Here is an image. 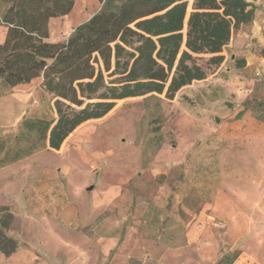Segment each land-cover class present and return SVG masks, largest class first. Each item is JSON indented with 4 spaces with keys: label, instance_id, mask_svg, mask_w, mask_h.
Masks as SVG:
<instances>
[{
    "label": "rangeland",
    "instance_id": "rangeland-1",
    "mask_svg": "<svg viewBox=\"0 0 264 264\" xmlns=\"http://www.w3.org/2000/svg\"><path fill=\"white\" fill-rule=\"evenodd\" d=\"M102 6L76 0L70 14L50 21L49 41H66ZM6 31L0 23V39ZM237 34L221 66L201 56L206 79L173 100L116 101L60 150L22 128L26 118L57 119L43 78L15 88L0 82V207L13 214L6 234L17 243L0 264H232L262 255L264 80L245 101L259 112L233 113L242 76ZM229 209L245 212L239 224L220 214Z\"/></svg>",
    "mask_w": 264,
    "mask_h": 264
},
{
    "label": "trees",
    "instance_id": "trees-1",
    "mask_svg": "<svg viewBox=\"0 0 264 264\" xmlns=\"http://www.w3.org/2000/svg\"><path fill=\"white\" fill-rule=\"evenodd\" d=\"M100 1L101 10L66 41L50 42V21L70 14L76 0H0V23L7 28L0 82L15 88L43 78L57 119L26 118L22 128L51 150H60L84 123L108 115L116 101L149 94L173 100L182 88L206 79L201 56H210L208 66H221L234 34L256 12L247 0ZM13 219L8 207H0L5 255L17 249L6 234Z\"/></svg>",
    "mask_w": 264,
    "mask_h": 264
},
{
    "label": "crops",
    "instance_id": "crops-1",
    "mask_svg": "<svg viewBox=\"0 0 264 264\" xmlns=\"http://www.w3.org/2000/svg\"><path fill=\"white\" fill-rule=\"evenodd\" d=\"M247 1L253 4V6L256 8V12L255 18L251 22V25H244L238 31L236 37L235 45L239 46L237 55L239 59L245 60V64L244 66L237 69L238 72L242 74V76L240 82L238 83L240 87L237 89L240 97L237 98V108L233 113L259 112L258 108L255 106L246 105L247 103H245V101L251 100V98H253L252 94L255 93V86H257L259 81L264 80V58L260 55L261 50L264 49V0ZM6 35L7 31L2 35V38L0 39L1 43L4 42ZM233 40L234 39H232V42ZM254 100L256 101L257 99ZM258 100L260 102H264V89L261 91L260 98ZM255 101L253 103L254 105L256 104ZM261 124L262 125L260 127L259 133L255 130L252 132V134L258 133L259 135H264V122ZM232 210L220 211V214L234 215L232 217L230 216V219L236 221V223L239 224L241 220V216L239 215L245 212L238 211V209ZM263 253H261L262 255L255 256H251L250 254H242L234 259L232 264H264ZM215 262V260H212L210 263L213 264Z\"/></svg>",
    "mask_w": 264,
    "mask_h": 264
},
{
    "label": "water",
    "instance_id": "water-1",
    "mask_svg": "<svg viewBox=\"0 0 264 264\" xmlns=\"http://www.w3.org/2000/svg\"><path fill=\"white\" fill-rule=\"evenodd\" d=\"M92 188H90V190H91Z\"/></svg>",
    "mask_w": 264,
    "mask_h": 264
}]
</instances>
